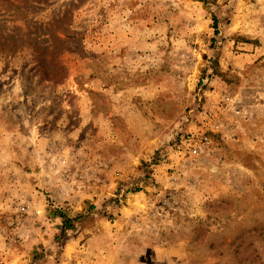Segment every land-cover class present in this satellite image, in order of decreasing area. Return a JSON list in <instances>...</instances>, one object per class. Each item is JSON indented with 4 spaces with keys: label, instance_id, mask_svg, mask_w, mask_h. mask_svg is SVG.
Returning a JSON list of instances; mask_svg holds the SVG:
<instances>
[{
    "label": "rangeland",
    "instance_id": "rangeland-1",
    "mask_svg": "<svg viewBox=\"0 0 264 264\" xmlns=\"http://www.w3.org/2000/svg\"><path fill=\"white\" fill-rule=\"evenodd\" d=\"M0 264H264V0H0Z\"/></svg>",
    "mask_w": 264,
    "mask_h": 264
},
{
    "label": "trees",
    "instance_id": "trees-1",
    "mask_svg": "<svg viewBox=\"0 0 264 264\" xmlns=\"http://www.w3.org/2000/svg\"><path fill=\"white\" fill-rule=\"evenodd\" d=\"M60 215L63 219L62 231L65 232L68 229H72L74 227L73 220L71 218L64 216L63 214Z\"/></svg>",
    "mask_w": 264,
    "mask_h": 264
},
{
    "label": "built area",
    "instance_id": "built-area-1",
    "mask_svg": "<svg viewBox=\"0 0 264 264\" xmlns=\"http://www.w3.org/2000/svg\"><path fill=\"white\" fill-rule=\"evenodd\" d=\"M203 140L206 141V142L209 141L207 136H205V137L203 138Z\"/></svg>",
    "mask_w": 264,
    "mask_h": 264
}]
</instances>
